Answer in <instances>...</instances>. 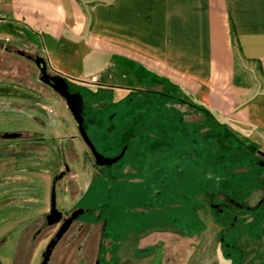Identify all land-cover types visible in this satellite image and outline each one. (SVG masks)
<instances>
[{
    "label": "rangeland",
    "instance_id": "1",
    "mask_svg": "<svg viewBox=\"0 0 264 264\" xmlns=\"http://www.w3.org/2000/svg\"><path fill=\"white\" fill-rule=\"evenodd\" d=\"M20 32L0 38V135L22 133L20 139L0 136V264H41L60 228L49 226L46 214L52 178L66 170L64 163L70 169L57 185L58 208L86 212L49 264H153L159 252L158 264H264V204L228 208L239 217L234 227L233 218L210 205L225 202L218 196L212 202L211 195L226 188L221 185L233 169L243 184L233 199L256 206L264 197V164L254 143L160 83L143 80V87L120 96L100 78H86L70 89L84 96L92 140L108 158L126 148L122 159L98 168L66 101L40 80L34 61L17 52L35 58L42 44L30 31ZM34 106L45 109L41 121L32 120ZM91 115L102 122L91 124ZM31 130L45 135V143H31Z\"/></svg>",
    "mask_w": 264,
    "mask_h": 264
},
{
    "label": "crops",
    "instance_id": "2",
    "mask_svg": "<svg viewBox=\"0 0 264 264\" xmlns=\"http://www.w3.org/2000/svg\"><path fill=\"white\" fill-rule=\"evenodd\" d=\"M0 13V38L30 31L70 83L100 78L120 96L160 83L264 151V0H0Z\"/></svg>",
    "mask_w": 264,
    "mask_h": 264
},
{
    "label": "water",
    "instance_id": "3",
    "mask_svg": "<svg viewBox=\"0 0 264 264\" xmlns=\"http://www.w3.org/2000/svg\"><path fill=\"white\" fill-rule=\"evenodd\" d=\"M17 52L22 56H27L28 54L23 50H17ZM29 59H33L35 65L40 71V80L51 87L57 94H59L67 103V106L74 118L75 124L79 131L80 136L82 137L85 144L90 149L92 155L95 158V164L98 166L112 165L115 162L123 158L126 148L121 152L120 155L112 158L106 157L102 154L96 144L93 142L90 137L86 120L84 117V96L80 91H71L70 82L68 78L61 73H53L49 67L47 59L38 55L33 58L31 55L27 56ZM19 133H6L4 138H18ZM252 149L257 151V154L264 158V151L258 149L256 146H252ZM69 171V167L66 170L61 171L52 178V187H51V199H50V210L46 214L47 224L49 226L59 224L63 221V212L59 210L57 204V184ZM85 209H78L72 213L70 217L63 221V224L60 226L59 230L51 241L46 246L45 251L42 253V262L41 264H49L51 257L53 255L54 249L56 248L59 241L63 238L65 233L69 230L74 220H76L81 214L85 213ZM101 253V249L99 251ZM161 257V252L158 253L153 264H158ZM99 264V260L97 261Z\"/></svg>",
    "mask_w": 264,
    "mask_h": 264
},
{
    "label": "flooded vegetation",
    "instance_id": "4",
    "mask_svg": "<svg viewBox=\"0 0 264 264\" xmlns=\"http://www.w3.org/2000/svg\"><path fill=\"white\" fill-rule=\"evenodd\" d=\"M8 48V47H7ZM9 49V48H8ZM28 56V55H27ZM33 57V56H32ZM34 58V57H33ZM29 59V58H28ZM30 60H32L33 61V59H30ZM14 133H19L20 134V136L18 137V138H4V134H6V133H4V134H2V135H0L1 137H3L4 139H20L21 137H22V133L21 132H14ZM32 134V135H31ZM29 135H31L32 136V138H33V136H35V131H33V130H31L30 131V134ZM252 148V147H251ZM255 151V150H254ZM256 153H257V151H255ZM259 158H260V162H262L263 164H264V158H262L261 156H259ZM64 165H65V167H66V169H67V167H69V165L67 164V163H64ZM98 166V165H97ZM104 166H98V168H103ZM70 169V168H69ZM67 175V174H66ZM65 175V176H66ZM64 176V177H65ZM63 177V178H64ZM62 178V179H63ZM61 179V180H62ZM58 185V184H57ZM52 187V186H51ZM263 189H264V185H263ZM264 204V197H261L259 200H258V203H257V205L256 206H250V205H248V204H246V203H237L236 201H234V200H232V199H229L228 201H225V202H223V203H221V204H215V203H213V204H211V209H215V211L216 210H218V213H222V215H225V214H227V217L229 218H233V222H231L232 223V226L234 227L235 226V222H237L238 221V215H236V214H232L231 212H229V210H228V208H231V209H235V208H240V209H243V208H245V209H247V210H254V209H258V208H260L262 205ZM59 210H61V209H59ZM62 212H63V221L65 220V219H67L68 217H70L71 215H72V213L71 214H65V212H64V210H61ZM86 212V211H85ZM82 215V214H81ZM80 215V216H81ZM79 216V217H80ZM78 217V218H79ZM77 218V219H78ZM76 219V220H77ZM217 219V218H216ZM76 220H74V222L76 221ZM218 220V219H217ZM63 221H61L59 224H60V226L63 224ZM235 221V222H234ZM73 222V223H74ZM73 223H72V225H73ZM107 224H108V222L107 223H105V225L107 226ZM71 225V226H72ZM71 228V227H70ZM69 228V229H70ZM41 228H40V230L38 231V233H40L41 232ZM104 231H105V229H104ZM57 233V232H56ZM54 236H55V234H54ZM65 236V235H64ZM63 239V238H62ZM55 250V249H54ZM99 262H100V260H99Z\"/></svg>",
    "mask_w": 264,
    "mask_h": 264
},
{
    "label": "trees",
    "instance_id": "5",
    "mask_svg": "<svg viewBox=\"0 0 264 264\" xmlns=\"http://www.w3.org/2000/svg\"><path fill=\"white\" fill-rule=\"evenodd\" d=\"M86 126H87V130H88L87 121H86ZM88 133H89V132H88ZM89 135H90V134H89ZM90 137H91V136H90ZM93 142H94V141H93ZM236 151H237V149L235 150L233 156H236V155H237V154H236ZM235 170H236V169L229 170V172H230L229 180H227V182H226L225 184L221 185V186H223V187H226V188H223V189H224L223 191L227 194V196H228L229 198H232L233 195H234L235 193H237V192L239 191V189H241V188L243 187V184H241V181H242V180L240 179V176L238 175L237 171L235 172ZM231 177H232V178H231ZM241 178H243V176H242ZM218 187H219V186H218ZM220 191H221V190H219V188H217V192L214 193L213 196H215V195H219V194L223 193V191H222V192H220ZM89 211H91V210H89Z\"/></svg>",
    "mask_w": 264,
    "mask_h": 264
}]
</instances>
